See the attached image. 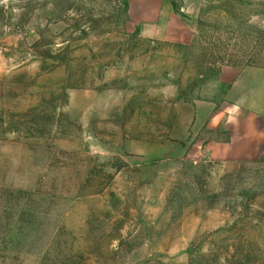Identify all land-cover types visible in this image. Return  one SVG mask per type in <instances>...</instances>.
Returning <instances> with one entry per match:
<instances>
[{"label":"rangeland","instance_id":"obj_1","mask_svg":"<svg viewBox=\"0 0 264 264\" xmlns=\"http://www.w3.org/2000/svg\"><path fill=\"white\" fill-rule=\"evenodd\" d=\"M0 264H264V0H0Z\"/></svg>","mask_w":264,"mask_h":264}]
</instances>
